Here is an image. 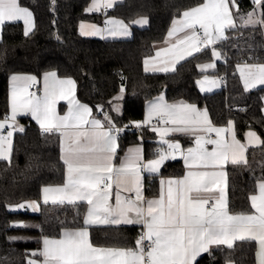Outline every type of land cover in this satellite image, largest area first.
Wrapping results in <instances>:
<instances>
[{"label": "trees", "instance_id": "trees-1", "mask_svg": "<svg viewBox=\"0 0 264 264\" xmlns=\"http://www.w3.org/2000/svg\"><path fill=\"white\" fill-rule=\"evenodd\" d=\"M89 1L19 0V4L33 14V30L25 36L20 22L5 23L1 28L0 119L8 113L9 77L39 76L48 71L70 78L75 83L77 99L97 116L105 113L114 125L139 122L147 126L143 124L146 103L160 94L167 101L195 105L206 111L213 125L233 121L240 139L246 129L254 130L260 137V146L247 149L246 163L230 164L226 168L228 211L250 213V196L255 193L257 184L264 181V87L245 91L236 67L264 63L262 29L236 25L226 30V38L218 43L222 61L217 62L213 72L216 77H225V87L201 93L197 87L202 75L198 66L211 61L210 48L180 62L170 73H147L143 63L154 54V45L164 40L172 21L204 0H123L111 13L126 23L145 17L148 25L143 29L132 28L128 40L108 41L84 38L77 32L81 21L99 20L98 15L85 12ZM236 2L243 15L254 5L252 0ZM262 5L264 0L261 4L264 19ZM22 122L23 131L13 136L10 161L0 160V264H28V257L39 249L42 239L58 238L64 228L85 227V203L54 205L40 201L42 187L64 182L61 143L56 133L43 132L25 119ZM142 137L144 144L155 146L153 132L144 129ZM120 141L117 157L126 146L139 139L125 132ZM181 173L182 166L174 161L167 162L159 175ZM156 193V179H147L145 196ZM22 202H36L39 210L29 213V209L17 208ZM15 221L33 227H14ZM88 232L92 245L119 248L136 246L139 231L130 227H89ZM23 236L32 239H22ZM255 253L254 241H237L232 249L213 248L196 264H256Z\"/></svg>", "mask_w": 264, "mask_h": 264}, {"label": "snow or ice", "instance_id": "snow-or-ice-1", "mask_svg": "<svg viewBox=\"0 0 264 264\" xmlns=\"http://www.w3.org/2000/svg\"><path fill=\"white\" fill-rule=\"evenodd\" d=\"M253 2L262 4V0ZM114 3L115 0H92L88 11H99L101 7H112ZM231 7H235L232 0H205L201 5L184 11L181 19L173 21L168 37L186 29L191 30V34L171 48L158 51L156 57H160L162 53L171 54L176 58L174 62H178L191 56L193 52H199L201 46L206 47L223 39L226 28L236 27ZM32 15V12L19 4V0H0V27L6 22L23 21L24 35L28 36L33 27ZM147 22L144 18L134 21L140 25ZM107 23L114 26L113 34H128L127 26L123 22L110 20ZM257 23L264 24V20H256L252 12L243 18L244 25ZM197 25L203 31V38L196 31ZM90 27L93 29L91 34H96L98 30L95 26ZM84 28L81 25V34H89ZM181 45L184 47H180ZM213 57L218 59L219 54L214 51ZM144 63L145 71H148L149 60L146 59ZM211 67L214 65H202L201 71ZM238 71L245 90L257 84L264 85V64H245ZM11 79V115L0 123V129L5 126L12 128L17 114L23 113L31 114L43 132L55 130L61 136V159L66 165L64 183L62 186L43 188V202L54 205L86 202L88 209L83 220L85 226L96 223H138L145 229L137 239L135 249H125L94 247L89 241L87 227L64 228L58 239L44 238L43 248L39 253L43 260L29 261V264H194L198 256L209 252L210 246L224 245L232 249L236 240L256 241L257 264H264V181L257 185L259 195L250 197L251 206L255 210L253 214H230L224 188L219 183V178L226 175L223 171L190 170L183 179L166 182V195L163 189L165 181H161V193L157 199L145 201L141 191V169L158 172L163 163L168 159H175L177 153L183 156L185 166L189 169L215 168L229 160L232 164L246 163V147L236 139L231 121L226 128L213 127L207 113L200 112L195 105L183 102L168 105L160 97L158 102L149 106L143 124L147 125L153 117L158 116L162 123L184 127L164 130L154 128L162 137L161 143L167 144V150L161 151L158 158L146 164H142L139 149L130 150L117 167L112 163L117 149V136L112 131L115 125L107 115L105 120L108 121V130L104 129L99 120L89 119L91 109L75 99V85L71 79L60 80L55 72L47 73L42 96L28 92L33 77L13 76ZM198 83L202 90H206L205 85L216 86L218 81L205 77ZM70 95L72 98L68 99ZM61 99H68L69 110L64 116H57L55 105ZM201 124L207 127H199ZM135 126L140 127L141 124L136 122ZM17 130L23 131L22 128ZM115 131L118 133L120 129ZM172 131L215 133L217 139L211 140L197 135L196 147L183 153L178 143L163 140ZM226 133H232L230 141L225 138ZM12 135V131H8L7 136L0 135V160L10 161ZM246 136L250 138L249 144L259 142L255 132H248ZM205 144H213L215 147L208 151ZM113 185L116 187L114 205L109 203ZM122 191L134 192L135 199L122 197ZM216 191L220 193L218 198L201 195ZM19 207L39 210L36 202L21 204ZM130 213L135 214V219ZM144 241L148 242L147 250Z\"/></svg>", "mask_w": 264, "mask_h": 264}, {"label": "crops", "instance_id": "crops-1", "mask_svg": "<svg viewBox=\"0 0 264 264\" xmlns=\"http://www.w3.org/2000/svg\"><path fill=\"white\" fill-rule=\"evenodd\" d=\"M122 1L123 0H115V3L113 4L112 7H108V8L101 7V9L99 11H88V9L92 5V0H90L89 3H88V5H87V7H86V9H85V12L87 14H89V15H91V14L98 15L99 16V20L98 21H81L78 24V27H77L78 34L81 37H84V38H94V39H98V40H102V41H108V40H128V39L131 38L132 28H139V29L146 28L147 25H148V22H147V24H144V25H140V24L134 23V21L139 20L141 18H144V19L147 20V18H145V17H138L135 20H133L132 22L126 23V22L122 21L121 19H119L118 17H116L113 13L110 12V9L111 8H114L116 5L120 4ZM204 2H205V0H204ZM103 10H105V12H102ZM181 16H182V14H181ZM181 16L178 17V18H176V19H174V20L181 19ZM110 20L111 21H120V22H123V24H125L127 26L128 34L127 35L113 34V31H115L114 26L107 23ZM32 21H33V16H32ZM173 21H172V24H171L169 30L172 29V27H173ZM17 22L22 23L23 29H24V23H23V21H17ZM81 25H84L85 26L84 31L87 32V33H89V34H86V35H82L81 34ZM93 25L95 26V29L98 30V31H96V34H91L92 31H93V29L90 26H93ZM1 28L2 27H0V37H1ZM32 30H33V27H32ZM169 30H168V32H169ZM196 31H197V33H198V31H201V29L199 28L198 25L196 26ZM168 32H167V34H166V36H165V38H164V40L162 42L157 43V44L154 45V54L150 58H148V60H149V64H148V69L149 70L148 71H145V63H143V69H144L145 72H147V73H170L173 70L164 71L163 69L164 68L175 69V67L180 62H182V61L186 60L187 58L191 57L192 55L198 53V52H193V54L191 56H186L185 59L179 60L178 62H174L176 58L173 55H171V54H163L162 53V55L160 57H156V53L158 51H161L162 49L171 48L172 45L176 44L179 40H183L186 35H190L191 34V30L186 29L183 32H177L172 37H168ZM180 47H184V46L181 45ZM219 60L222 61V57H221V59H216V61L214 60V57H213L211 62L205 63V64H201V65L198 66L199 71L202 72V75L197 80V87H198V89H199V91L201 93H212V92L218 91L220 89V82L217 79V77L213 74L214 70L216 69V64H217V62ZM206 64H213L214 67L207 68L206 70L201 71V66L202 65H206ZM259 64H264V63H259ZM243 65H245V64H238L237 65V67H236V73L238 75V78L240 79V82H241V85H242L243 89L245 90L244 82L241 79L240 72L238 71V68L240 66H243ZM50 72H54V71H48V72H45V73H43V74H41L39 76H36V75H13V76H17V77H33L34 80L30 83V86L32 84H36L37 85V88H36L35 94L37 96H42L43 95V92H44V83H45L44 82V77H45V75L47 73H50ZM13 76H10L9 79H8V89H7V95H8V113H7L6 117H8V116L11 115L10 95H11L12 84H13L11 78ZM56 76L60 80L70 79V78H67V77H59L57 74H56ZM205 77H207L209 80H216V81H218L217 85L216 86L205 85V89L206 90H202L201 85L198 82L203 81L205 79ZM20 83L22 84L23 81H21ZM74 85H75V83H74ZM30 86L28 87V92L29 93H30ZM261 87H264V85L257 84L254 87H251V88H249V89H247L245 91H251V90H254V89H257V88H261ZM74 97H75V99L80 104L85 105V104L81 103L77 99V97H76V87L74 88ZM160 97H163V103L168 104V105H175V104H179V103L182 102V101H167V100H165L163 94H160L157 97L153 98L152 100H150V101H148L146 103V106H145V116H146V114L148 112L149 106L152 103L158 102ZM71 98H72V95H70L68 97V99H71ZM68 99H61V100H58L57 101V103L55 105V113H56L57 116H64L65 114H67V112L69 110ZM184 104H187V103H184ZM189 105H192V104H189ZM87 107L89 109H91L89 106H87ZM196 108L200 112H206L204 109H201V108H198V107H196ZM262 113L264 115V96L262 98ZM105 115L106 114L104 113L101 116H97L96 114H94L93 110L91 109V116L89 117V119L99 120L101 122V124L104 125V129L105 130H108L109 129V125H108V121L105 120ZM6 117L0 119V123H3L5 121V118ZM22 119H25L27 121H30L31 123H33L34 125H36V127H38L41 130L39 124L37 123L36 120H34L32 118L31 114H23V113H20V114H17L15 123L13 124V127L12 128H8L7 126H5V128H4L5 130L4 131H1L0 135H3V132L5 133V131H6L5 134H7L8 131H12L13 132V135L11 137V140H13L14 134L19 131L17 129H19V128H22L23 129L24 126H25V124L22 122ZM164 119H167V118L165 117ZM144 120H145V117H144ZM151 120H156L158 122V125L157 126H151L150 123H148L147 126H146V129L149 130V131H151V132H153V134H154V139H153L152 143L155 146L152 147L149 144L146 145V144L143 143V139L137 137L139 139V141L136 142V143H132V144H129L128 146H126L124 148L123 152L119 155V157H117V152H118V150L120 148V143H121L120 139L117 138V149H116L115 154L113 155V160H112V163L115 166L118 167L120 165L121 161L124 160L126 158V156L130 153V150H133V149H139L140 150V154L142 156V164H146L148 161L158 158V154L157 155L154 154L153 150L155 148L162 147L164 149L163 151H166L167 150V144L166 143H161V140H162L161 135H159L157 133V131H154L153 129L155 128V129L164 130V129H172V128H177V127H184V125H176V124H170V123H162L161 122V117H158V116L157 117H153ZM208 120H209V118H208ZM231 122H232V131L235 134L236 139L241 144H244L245 147H246V151H245V154H244L245 155V158H246L247 149L260 146V144H261L260 137L258 136V134L254 130H252V129H246L244 131V133H243L242 138L241 139L238 138L237 135H236L234 123H233V121H231ZM228 123H229V121L225 125L216 126V125H213L212 123H211V125L213 127H224V128H226L228 126ZM112 124H114L113 121H112ZM199 127H207V125L201 124V125H199ZM112 131H113V129H112ZM52 132L53 133H56L58 135V137L60 139V143H61V136H59L60 133L57 132V131H55V130H53ZM248 132H255L256 135H257V137H259V142L253 143V144H249V139L250 138H248L246 136V134ZM113 134H114V132H113ZM210 134H213L214 137L211 138L210 137ZM197 135L205 136L206 138H209L211 140H216L217 139L215 133H207V132L189 133V132L172 131V132H169L166 136H164L163 137V140L169 141V142L178 143L180 145V151L183 152V153H187V150L189 148H195L196 147L195 137ZM231 136H232V133H226L225 134V138L228 139L229 141L231 140ZM204 147L208 151H212L215 146L213 144H205ZM60 158H61V151H60ZM174 161L179 162L180 165L182 166V173L180 175H177V176H161V175H159L160 172H161L162 167L167 162H174ZM62 162H63V160H62ZM230 164H232V163L229 160L227 163H225L223 165H220V166H217L215 168L204 169V168H196V167H193V168L189 169L188 167L185 166V162H184L183 156L180 155L179 153H177L176 158L175 159H168V160H166L163 163V165L160 167V170L158 172L152 173V172H148V171L143 170V168L141 169V173H140V176H141V185H142L141 191H142V194H143V196L145 198V201L146 200H151V199H157V198H159L160 193H161V188H162L161 181H165V184L163 185V189H164V192H165V195H166V192H167V183L166 182L168 180H180V179H183L185 173L188 172V171H190V170L191 171H223L226 174V168ZM238 164H243V162L238 163ZM64 166H65V174H66V165L64 164ZM154 178L156 179L157 193L154 196L146 197L145 196V184H146V180L147 179H154ZM63 183L60 184V185H54V186H44V187H42V189L45 188V187L62 186ZM219 183H220V186L224 188V193H225V198H226V191H227V178H226V175L224 177L219 178ZM42 189H41L40 201L42 203H44L43 202V199H42ZM115 194H116V187H115V185H113L112 192H111V197L109 199V203L112 204V205L115 204ZM120 194H121L122 197H130L132 199H135V193L134 192L122 191ZM193 195H195V194H193ZM201 195H204V196L211 195V196H214V197H217L218 198L220 196V193H219V191H216L214 193H202ZM252 195H259V190H258V187L257 186H256L255 193L252 194ZM77 202H83V203H85L86 204V212H87L88 204L86 202H84V201H77ZM226 202H227V200H226ZM49 203H51V202H49ZM65 203H67V202H65ZM250 204H251V200H250ZM206 207H209V206L206 205ZM251 209H252V211L250 213H248V214H253L255 212V210L252 208V206H251ZM230 214H232V213H230ZM129 215L133 219H135V214L134 213H130ZM85 227H87V230H88L89 227H130V228L137 229L138 231L141 230V229H143L145 231L143 225L142 224H138V223H133V224H119V225H117V224H111V223H96V224L87 225ZM58 238H49V239H58ZM43 240L44 239H42V241H41V244H40L39 249L36 250V251H33L31 253L32 256L35 257L34 259L37 262H40V261L43 260V257L39 255L40 251L43 248ZM89 241H90V239H89ZM237 241H245V240H236L235 242H237ZM249 241H253V240H249ZM254 242L256 244V252H257L258 245H257L256 241H254ZM219 246H224V245H212V246H210L209 252L202 253L200 256H198L197 259H196V261H194V264H196V262L202 256H204L206 254H209L210 251L213 248L219 247ZM94 247H98V246H94ZM99 248H108V247H99ZM119 248H125V249H127V248H133V249H135V246L134 247L133 246L132 247H119ZM34 253L36 255H34ZM255 260H256V264H257L256 253H255Z\"/></svg>", "mask_w": 264, "mask_h": 264}, {"label": "rangeland", "instance_id": "rangeland-1", "mask_svg": "<svg viewBox=\"0 0 264 264\" xmlns=\"http://www.w3.org/2000/svg\"><path fill=\"white\" fill-rule=\"evenodd\" d=\"M232 2L235 4V7H231V12H232V15H233V19L235 21V24L236 25H239L241 27H260L262 29L263 36H264V24H259V23H257V24H251V25H244L243 24V18H246L247 17V14L249 12L254 13V17H255L256 20H264L262 18V14H261V5H257V4H255L253 2L254 3L253 8L247 14L243 15L239 11V9H238V5H237L236 0H232ZM230 28H226L224 30V38L223 39L217 40L215 43L210 44V45H208L206 47L205 46H201V49L210 48L212 58H213V52L215 51V52H217L219 54V58L218 59H221V52H220V49L218 47V43L226 38V30L227 29H230ZM201 32L203 33L202 29H201ZM214 60L216 61L215 58H214ZM211 61H212V59H211ZM211 61H209V62H211ZM119 97H121V95H119ZM4 130L5 129H0V131H4ZM5 133H6V131H5ZM5 133L3 132V136H7V134H5ZM12 144H13V142H12ZM11 151H12V149H11ZM10 157H11V154H10ZM11 210H14V208H11ZM34 212H36V211H33L31 208H29V213H34ZM12 226H14V227H24V228H28V229H31L33 227V225H31L29 223H24L23 221H15V222H13ZM22 239H32V237L23 236ZM34 258L35 257L32 256V254H31L28 257V260H27L28 261V264H29V261H36ZM228 264H233V263L232 262H228Z\"/></svg>", "mask_w": 264, "mask_h": 264}, {"label": "built area", "instance_id": "built-area-1", "mask_svg": "<svg viewBox=\"0 0 264 264\" xmlns=\"http://www.w3.org/2000/svg\"><path fill=\"white\" fill-rule=\"evenodd\" d=\"M111 11H113V8L110 9V12ZM102 12H105V10H103ZM198 34H199V36L201 38H203V33L201 31H198ZM217 78H218V80L220 82V88L223 89L225 87V77L223 75H218ZM36 88H37V85L36 84H32L30 86V93H35ZM135 125H136V123H133V122H128V123L123 124V125H115V129H120V131L117 133L115 131V129H113V132L117 136L118 139H120L125 132H131V133L135 134L136 137H139V138L143 139L142 138V133H143V130L146 129V126L141 124L140 127H136ZM150 125L151 126H157L158 122L156 120H151ZM0 133H1V131H0ZM210 137L213 138L214 137L213 134H210ZM163 150L164 149L162 147H158V148H155L153 150V152H154V154L157 155ZM208 206L210 207V205H208ZM143 232H144L143 229L139 230V232L137 234V237H136V241L141 236V234ZM144 247L147 250V247H148V242L147 241H144Z\"/></svg>", "mask_w": 264, "mask_h": 264}, {"label": "water", "instance_id": "water-1", "mask_svg": "<svg viewBox=\"0 0 264 264\" xmlns=\"http://www.w3.org/2000/svg\"><path fill=\"white\" fill-rule=\"evenodd\" d=\"M28 203H30V202H22V203H19V204L17 205V208L22 209V210L29 209L28 207H25V208H20V207H19V205H21V204L27 205Z\"/></svg>", "mask_w": 264, "mask_h": 264}]
</instances>
